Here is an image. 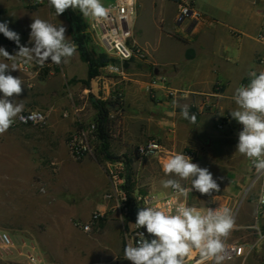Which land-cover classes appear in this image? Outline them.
Returning <instances> with one entry per match:
<instances>
[{
	"label": "crops",
	"instance_id": "1",
	"mask_svg": "<svg viewBox=\"0 0 264 264\" xmlns=\"http://www.w3.org/2000/svg\"><path fill=\"white\" fill-rule=\"evenodd\" d=\"M169 1L175 12L174 2ZM192 3L201 14L199 20L188 19L180 25L173 24L167 32L158 30V38L154 43L135 39L136 45L146 52V57L126 70L125 80L122 77L110 79L100 72L83 83L87 78V65L77 51L66 63L50 66L49 71L42 72L47 80L55 81L58 87V92L51 89L47 93L50 101L51 97L56 96L69 104L68 99L74 97L78 103L76 109L80 120L83 124H88L93 122L96 115L90 97L106 101L117 93L118 103L114 105V109L119 107V116L114 124V132L118 130L116 134L120 136L123 147L133 146L134 149L140 143L157 139L165 150L167 146L174 148L185 144L199 147L197 134L207 135L212 132L213 115L201 111L207 101H212L217 114L227 116V124L224 126L227 137L231 141L233 138L238 139L235 128L237 121L231 117V111L237 107L233 95L241 83L249 81V71L264 70V42L256 37L264 28V0H211L207 4L192 0ZM20 43L32 46L28 36L23 37ZM153 79L156 80L154 84ZM170 92L173 94H169ZM185 105L190 114L196 115L195 124L182 117L181 111ZM113 111H110L111 117ZM63 113H67V116L64 117ZM60 115L61 128L39 130L43 135L39 141L44 145L45 154L53 160L50 161L51 172L42 170L41 175L43 179L50 178L54 182L74 183L83 180L94 183L98 174L96 166L100 168L99 162L94 165L88 160V155L78 163L68 158L64 133L76 120L69 110L61 111ZM234 144L231 143L230 146L234 147ZM131 153L134 156L133 150ZM168 158L170 154L156 159L163 164ZM110 162L106 161V165ZM246 164V171L235 169V181L232 180L226 187L225 195L234 200L238 199L236 196L240 190H245L244 181H248L250 174L248 158ZM99 178L107 190L105 173ZM133 190L138 191L135 188ZM247 195L241 197V200L246 199ZM256 200L257 194L251 203L253 208L242 212L239 209L238 213L242 214L243 219L236 220L237 226L243 227L251 223L255 215ZM96 206L100 212L108 211L117 218L112 202L103 199ZM90 208H93L90 202H80L74 214L76 217L73 226H55L52 228L55 235L78 236L82 233L76 225L88 220L87 209ZM118 222L122 224L119 218ZM49 233L47 231L45 235L36 234L33 237L47 263L77 262L72 250L57 252L52 249L53 244L60 245V239H50ZM0 264L20 263L13 258H0ZM244 264H264V238L252 248Z\"/></svg>",
	"mask_w": 264,
	"mask_h": 264
},
{
	"label": "rangeland",
	"instance_id": "2",
	"mask_svg": "<svg viewBox=\"0 0 264 264\" xmlns=\"http://www.w3.org/2000/svg\"><path fill=\"white\" fill-rule=\"evenodd\" d=\"M111 1L103 0V3L107 4ZM196 1L207 4L211 0ZM135 3V15L129 21V43L136 45L135 39L154 43L158 38V30L167 32L173 26L174 6L169 0H135ZM80 16L85 24L83 30V34L87 37L84 43L85 47L97 52L96 34L89 28V19H85L82 13ZM32 18L47 20L57 27L64 25L67 28L66 38L71 40L65 14L57 16L54 8L46 0H0V22L8 21L9 28L20 35V40H23L25 36L29 37V25L32 23ZM0 47L6 49L5 40L1 35ZM0 62L9 65L12 63L2 56H0ZM100 72L110 79L121 78L119 75L108 73L103 67L100 68ZM11 74L20 77L23 81V92L16 97L17 102L23 101L24 110L43 111L46 121L42 125L15 122L4 135H0V229H7L16 240L23 236L33 238L36 234L45 235L48 231L51 233H49L50 239L56 237L60 239V245L53 244L52 249L54 251L72 250L74 252L78 260L71 264H131L124 258L126 243L122 232L123 224L119 223L118 218L115 215L111 216L108 211L104 213L103 218L89 233L82 232L78 236L55 235V230H52L55 226L68 224L73 226L74 217H76L74 214L79 208L80 202L85 200L93 205V208L87 209L89 210L88 216L97 210L96 207L98 206L96 205L103 201L102 196L106 191L99 177L104 175L106 161L109 160L100 159L94 150L92 154L88 155V160L94 165L98 164L97 158L100 159V168L96 166L100 176L97 174L94 183L83 180L74 183H62L54 182L50 178L44 177L45 179H43L41 171L48 170L47 173H50V161L53 162V160L45 154L44 145L39 141L43 137L39 130L48 127L61 128V111H72L78 107V103L72 96L71 99L66 96L69 98V104L63 102L59 97L56 98V96L51 97L50 101L47 93L51 89L53 92H58V87L55 81L47 80L42 72L33 78L26 77L18 69L11 71ZM117 97V93H115L108 100L115 101ZM31 102L35 104H28ZM118 108H116L117 112L111 113L115 123L119 116ZM76 125L77 123L74 122L71 128L65 131V142ZM117 131L112 134L109 140V152L118 158L116 161L130 160L129 165L126 166L125 164V167L131 186L139 192H152L157 195L169 193L171 189L163 188L161 182L175 177L167 176L163 172V164L158 163L156 158H137L131 155L133 146L123 147L120 136L116 134ZM192 131L195 132V129L192 128ZM196 138L199 147L185 144L177 145L174 148L167 146L166 150L170 157L178 152L190 156L192 162L197 163L200 167L208 168L213 174V178L217 179L220 186L219 192L214 191L211 196H208L193 190L188 194L187 204L200 208L212 201L213 194H225L229 183H232V180L235 181L237 174L235 169L246 171L247 164L245 156L236 152L237 147L235 145L238 144V139L233 138L231 141L224 132V127L217 129L213 123L210 134H197ZM231 143H235L234 147L230 146ZM66 154L70 160L76 163L82 159L74 160L67 151ZM221 177H223L222 180L219 179ZM244 182L246 188L248 181ZM181 183L185 187H190V181H181ZM242 191L244 192V190H240L236 196L237 200L240 201L238 208L240 212L244 209L253 208L251 203L257 194V188L250 189L248 197L243 200H241ZM240 212L237 213L236 219L242 220Z\"/></svg>",
	"mask_w": 264,
	"mask_h": 264
},
{
	"label": "clouds",
	"instance_id": "3",
	"mask_svg": "<svg viewBox=\"0 0 264 264\" xmlns=\"http://www.w3.org/2000/svg\"><path fill=\"white\" fill-rule=\"evenodd\" d=\"M48 4L57 16L69 9H78L85 19L96 23L107 19L110 11L102 0H48ZM29 27L31 47L20 43V35L9 28L8 21L0 22V33L18 47L14 55L0 47V56L12 61L11 65L0 62V135H4L17 119L22 122L29 119L43 122L44 119L35 112L28 117L22 115L25 105L22 100L17 102L16 97L23 92V81L11 74L18 69L17 58H22L25 64L35 61L40 66L46 62L60 65L76 53V45L66 38L64 25L57 27L47 20L32 18ZM247 75L248 83L239 85L233 95L237 107L231 111V117L243 126L238 133L236 152L251 160L256 171L264 174V70H251ZM181 115L190 123H196V115L190 114L186 105ZM162 168L167 176L175 177L161 182L162 187L172 189L174 195L164 205H149L138 210L135 225L145 229L151 239L144 232L138 233L135 244L125 246L124 258L131 264H186L191 253L197 251L198 264L205 261L223 264L224 239L236 223L232 210L209 207L201 211L186 203L193 190L208 196L214 191L219 192L217 179L208 168L200 167L184 153L172 155ZM181 181H190V187L183 186ZM181 196L185 202H180ZM259 202L264 204V193ZM85 230H88L87 226Z\"/></svg>",
	"mask_w": 264,
	"mask_h": 264
},
{
	"label": "built area",
	"instance_id": "4",
	"mask_svg": "<svg viewBox=\"0 0 264 264\" xmlns=\"http://www.w3.org/2000/svg\"><path fill=\"white\" fill-rule=\"evenodd\" d=\"M48 3V0H46ZM176 10L172 17V22L175 25H180L188 19L199 20L201 14L195 10L192 0H173ZM135 0H112L104 6L109 8V16L107 19L96 23L93 20H88V25L96 34V43L98 47L105 52L113 61L107 63L103 69L108 73L119 75L122 78L126 77V70L135 63L142 62L146 57V52L135 44L129 43L130 28L129 21L135 15ZM6 44V50L10 54H15L18 47L14 41H10L3 36ZM264 42V28H262L256 36ZM70 42L74 43L70 40ZM127 62V68L122 67V63ZM17 66L20 73L26 77L33 78L39 72L49 71V67L56 65L51 62H46L40 66L35 61L25 64L22 58H17ZM156 80H152V84ZM243 82L241 84H247ZM240 84V85H241ZM173 94V93H169ZM213 115V123L215 128L222 129L227 124V116L216 113L215 103L207 101L202 110ZM33 112L44 117L43 122H34L29 119L22 122L17 119L18 124H45L46 118L41 110H25L22 115L30 116ZM72 114L76 120L75 129L68 135L66 139V149L68 155L74 160H80L86 155L92 154L96 142L94 135L95 126L92 123L85 125L79 118L78 110L74 108ZM64 117L67 113L62 114ZM242 125L237 122L236 131L239 133L242 130ZM133 154L137 158H159L163 155H169L163 144L157 139H150L136 145L133 149ZM104 173L108 181V189L103 194V199L112 202V209L116 211L117 218L123 224V237L126 245L135 244L138 233L144 232L145 236L151 239L146 233V230L137 228L135 225L137 212L141 207L149 205H164L167 203L174 193L171 189L165 195H157L152 192H139L132 190L130 192L125 188L126 167L122 161H114L108 163L104 168ZM257 188V200L255 207V215L250 224L239 227L235 223L234 229L230 235L224 239L225 243V260L223 264H244L245 259L249 256L252 248L264 238V204L259 202L260 195L264 193V174L258 173L250 160V174L248 184L245 188L242 198H244L250 189ZM180 202H185L184 197H179ZM187 203V201H186ZM240 201L234 200L231 196L225 194H213L212 201L206 206L197 208L205 211L209 207L212 209L228 207L232 210L235 221ZM104 216L99 210L93 211L88 220L76 225L83 233H89L96 226L98 221ZM125 224V226H124ZM87 226V231L85 230ZM0 258L8 260L16 259L20 264H50L45 260L41 249L37 242L32 237H20L14 240L8 231L0 229ZM200 260L199 253L193 251L186 264H198ZM204 264H213L212 261H205Z\"/></svg>",
	"mask_w": 264,
	"mask_h": 264
},
{
	"label": "trees",
	"instance_id": "5",
	"mask_svg": "<svg viewBox=\"0 0 264 264\" xmlns=\"http://www.w3.org/2000/svg\"><path fill=\"white\" fill-rule=\"evenodd\" d=\"M64 14L69 25L71 41H73L76 45V51L79 53L81 60L87 65V78L86 81H83V83H86L89 79L99 75L100 68L104 67L107 63L112 62L113 59L108 57V55L99 47H97V52L93 49L90 50L85 47L84 43L86 41L85 39L87 38L83 34L85 24L82 21L79 11H73L72 9H69ZM90 100L96 109V115L93 119V124L95 126L94 135L96 136L94 152L100 159L116 161L118 158L109 152V139L111 138V134L114 132L115 124V119L110 116V111L116 110L114 109V105H116L118 102L117 100L101 101L92 97H90ZM99 158H97V162L100 163ZM124 163L126 166H128L130 160L126 159ZM125 188L128 192L134 189L131 186L130 178L127 176V174L125 178Z\"/></svg>",
	"mask_w": 264,
	"mask_h": 264
},
{
	"label": "water",
	"instance_id": "6",
	"mask_svg": "<svg viewBox=\"0 0 264 264\" xmlns=\"http://www.w3.org/2000/svg\"><path fill=\"white\" fill-rule=\"evenodd\" d=\"M127 66H128V63H127V62H123V63H122V67H123V68H127Z\"/></svg>",
	"mask_w": 264,
	"mask_h": 264
}]
</instances>
